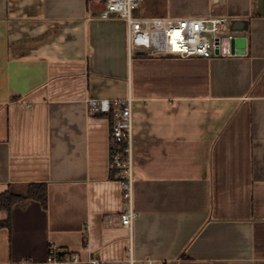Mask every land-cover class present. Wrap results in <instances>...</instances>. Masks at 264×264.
Wrapping results in <instances>:
<instances>
[{
	"label": "crops",
	"instance_id": "obj_1",
	"mask_svg": "<svg viewBox=\"0 0 264 264\" xmlns=\"http://www.w3.org/2000/svg\"><path fill=\"white\" fill-rule=\"evenodd\" d=\"M107 0H0V264H264V0H144L145 18L240 21L244 54L150 57ZM140 14V15H139ZM136 15V14H135ZM131 99L132 231L110 167V121ZM9 221L10 227L1 224Z\"/></svg>",
	"mask_w": 264,
	"mask_h": 264
},
{
	"label": "built area",
	"instance_id": "obj_2",
	"mask_svg": "<svg viewBox=\"0 0 264 264\" xmlns=\"http://www.w3.org/2000/svg\"><path fill=\"white\" fill-rule=\"evenodd\" d=\"M144 0H107L102 19L116 15L127 25L129 49L146 52L150 57L175 56L180 58H204L220 55L224 41L238 38L237 32L231 31V20L225 18H143L134 13ZM89 113L93 116L103 115L110 121V167L117 171L122 198L127 208L120 214V225L132 231L138 219L133 209L134 174L132 168V112L131 99L89 100ZM61 251L53 248L46 263H77V258H62ZM148 259L146 264H152ZM88 264H105L104 261L89 258Z\"/></svg>",
	"mask_w": 264,
	"mask_h": 264
},
{
	"label": "trees",
	"instance_id": "obj_3",
	"mask_svg": "<svg viewBox=\"0 0 264 264\" xmlns=\"http://www.w3.org/2000/svg\"><path fill=\"white\" fill-rule=\"evenodd\" d=\"M26 199L38 201L43 207H46V187L44 185H29L24 193H15L12 191H7L6 193L0 196V209L4 211H9L14 204ZM1 225L7 228L10 227V223L8 220Z\"/></svg>",
	"mask_w": 264,
	"mask_h": 264
},
{
	"label": "water",
	"instance_id": "obj_4",
	"mask_svg": "<svg viewBox=\"0 0 264 264\" xmlns=\"http://www.w3.org/2000/svg\"><path fill=\"white\" fill-rule=\"evenodd\" d=\"M237 24H240V21H233L230 27L231 31H237ZM245 49V39L244 38H236L230 41V51L232 54H244Z\"/></svg>",
	"mask_w": 264,
	"mask_h": 264
},
{
	"label": "rangeland",
	"instance_id": "obj_5",
	"mask_svg": "<svg viewBox=\"0 0 264 264\" xmlns=\"http://www.w3.org/2000/svg\"><path fill=\"white\" fill-rule=\"evenodd\" d=\"M135 14H136V15H135ZM139 15H140V14H139ZM134 16H136V17H137V16H138V14L135 12V13H134ZM140 16H142L143 18H145V17H146V16H144V15H140Z\"/></svg>",
	"mask_w": 264,
	"mask_h": 264
}]
</instances>
